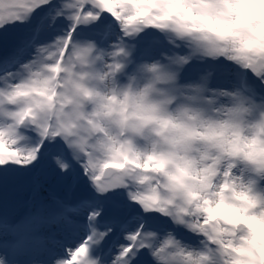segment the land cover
<instances>
[{"label":"snow or ice","instance_id":"snow-or-ice-1","mask_svg":"<svg viewBox=\"0 0 264 264\" xmlns=\"http://www.w3.org/2000/svg\"><path fill=\"white\" fill-rule=\"evenodd\" d=\"M0 264H264V0H0Z\"/></svg>","mask_w":264,"mask_h":264},{"label":"rangeland","instance_id":"rangeland-1","mask_svg":"<svg viewBox=\"0 0 264 264\" xmlns=\"http://www.w3.org/2000/svg\"><path fill=\"white\" fill-rule=\"evenodd\" d=\"M19 36H20V33L13 34V38H12V40H10V44L13 43V42H15V39H17ZM59 194L60 195H63V191H61ZM19 198L22 199V196L19 197Z\"/></svg>","mask_w":264,"mask_h":264}]
</instances>
